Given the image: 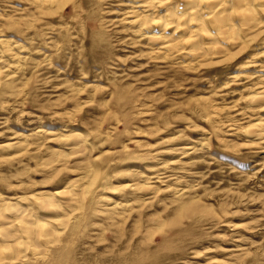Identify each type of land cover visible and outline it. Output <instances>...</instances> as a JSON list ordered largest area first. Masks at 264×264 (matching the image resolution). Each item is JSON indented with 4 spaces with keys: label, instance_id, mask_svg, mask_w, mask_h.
<instances>
[{
    "label": "rangeland",
    "instance_id": "1",
    "mask_svg": "<svg viewBox=\"0 0 264 264\" xmlns=\"http://www.w3.org/2000/svg\"><path fill=\"white\" fill-rule=\"evenodd\" d=\"M35 1L0 0V264H264V7L195 61L134 0Z\"/></svg>",
    "mask_w": 264,
    "mask_h": 264
},
{
    "label": "bare ground",
    "instance_id": "2",
    "mask_svg": "<svg viewBox=\"0 0 264 264\" xmlns=\"http://www.w3.org/2000/svg\"><path fill=\"white\" fill-rule=\"evenodd\" d=\"M52 1L53 0H43L42 2L41 1L40 2H41V4H43V6H44V4L46 6H48V4L50 5L52 3ZM59 1H57V3ZM163 1L164 0H134V3L137 5V7L139 9H141V12L139 14H137L135 17H133L134 18V20L132 19L133 22L136 23L138 30H140L142 28H148L150 30L149 39L152 40L151 43L154 44L156 42H160V49H165L166 47L168 48L167 44L170 45V43L172 42V44H175V46H176V44L178 45L177 48L175 47L176 49H175V51L172 54L173 57L178 56V55H180L183 52L184 56H186L185 53H187V55L191 59L194 58L195 61H196L197 58H201L202 59V57H205V59H206V57L209 58L210 55L212 57V52H216V50H218V47H219V49H221L220 46H222L224 44L227 45L226 41L228 39H229V41L231 39L230 42H232V40L234 42L235 41H239L240 39L242 40L241 35H240L241 31H242V30L240 31V29H242V28H239L238 26H236L235 25L236 23L234 24V21H233L234 18L232 19L233 14H236L238 17L242 18V20L243 19H246V20L248 19L249 20V18L253 17V14H254L253 10L255 8L256 1L259 2L258 6L264 7V0H178L177 2L180 1L181 4H174L176 2L174 0L175 2H172L173 4L169 5L165 9V12H164L165 14L164 15H161L160 17L154 16L152 11H151L152 8L154 7V5H155V7H156L157 4L161 5L160 3H163ZM40 2L37 1V3H40ZM260 3H261V5H260ZM41 4H39V5H41ZM36 5H38V4H36ZM256 7H257V5H256ZM262 12H264V8H263ZM254 16H255V14H254ZM246 20L242 21L241 24H243V22H247ZM134 26H135V24H134ZM253 27H254V22H253L252 25H250L249 27L244 29L242 31V33L245 34L247 32H250V30ZM239 36H240V38H239ZM242 37H243V35H242ZM204 40H206L207 42L205 41L206 42L205 43ZM153 41H155V42H153ZM1 42L2 41H0V43ZM185 45L187 46V48L185 47ZM2 46H4V45H2ZM6 46H8V45H6ZM215 46H218V47H216V49H215ZM14 47H16V46H14ZM4 50L7 51L6 54H8V52H9L8 49L4 48ZM187 50H188V52L190 54L187 52ZM12 51L9 52L7 57L9 56V58L13 57L14 59H16L15 56H17V54H15V52H14L15 55L14 54L10 55V53H12ZM4 54H5V52H4ZM181 55L183 56V54H181ZM213 55H215V53ZM17 58H19V57H17ZM177 58H179V57H177ZM185 58H187V57H185ZM13 60L11 59V61H13ZM15 67L17 68L19 66H15ZM9 68H12V67H9ZM12 70H14V67H13ZM8 75H9V73H8ZM6 76L3 77V78H6ZM261 92H263V91H261ZM259 97H261V98L263 97L264 98V94L258 92V94L256 96L249 97L248 101L250 103H253V102L256 103V101L258 99L259 100L261 99ZM256 128L259 129V131H260L259 134H257L256 136H259V135L264 133V123L263 122H260L259 124H257ZM250 135L253 136L254 133L251 132ZM253 137H255V135ZM10 146L11 145H9V147ZM78 147L81 148L82 146L81 147L78 146ZM74 148H77V147L75 146ZM188 150H190V149L187 148V151ZM76 152H78V151H76ZM77 187L78 188H66L67 189L66 194L71 198V200H75L76 197L79 198V196H81L84 193V188L85 187H80V186H77ZM62 193H64V192H60V193H57V194H62ZM86 193H88V192L86 191ZM53 196H51V199L47 198V200L44 199V200L40 201V203L38 201V203H39V205L41 204V206L43 208L45 206L50 207V209L49 208H47V209L52 210L54 213H56L55 214L56 217H55V219L53 221H51V224H56L58 227H63L64 228L66 226V224L69 223L68 218H66V214L61 211L62 210L61 206H57L58 202H60V201H57V199L55 197H53ZM21 203H23V202H21ZM11 209L12 208H10V210ZM16 209H14V211H16ZM18 209L20 210V208H18ZM42 210H46V207L44 209H42ZM18 211H16V214H18L17 213ZM2 214H3V212H2ZM19 214L21 215V217H23L24 214H25V211L21 210L19 212ZM31 215L32 214H30V215L28 214V217L25 218V219H27V222H31V223L21 222V223H24V224H21L22 227L19 226V228L20 229L23 228L26 231V233L28 234V236H30V238L33 239V241L35 240V242H34L35 244L34 245H32L33 242H32V244L30 243L31 242L30 240H29V243H30L31 247L33 246L32 247L33 250L38 252L36 250L38 247L36 248V246H35L37 244L36 241L38 242L39 240H43L45 243H47L46 241H48L49 239H52L50 236L53 235V237H54V233L55 232L53 233V229H52L53 227L50 226L51 224L49 223L50 225H48V226L47 225L46 226L42 225V227L44 228V229L43 228L42 229L44 231L42 230L43 234H40L39 233V231H40L39 227L37 225L36 226L32 225V220H31L32 216ZM15 218H16V216H15ZM33 223H34V221H33ZM21 233H22V231H21ZM30 238H28V239H30Z\"/></svg>",
    "mask_w": 264,
    "mask_h": 264
}]
</instances>
